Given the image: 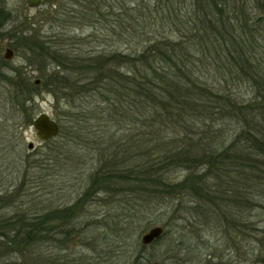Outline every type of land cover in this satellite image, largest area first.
<instances>
[{
  "label": "trees",
  "instance_id": "1",
  "mask_svg": "<svg viewBox=\"0 0 264 264\" xmlns=\"http://www.w3.org/2000/svg\"><path fill=\"white\" fill-rule=\"evenodd\" d=\"M62 1L45 0L54 9L53 19L68 1L75 9L72 18L82 22L105 21L113 15L108 30L129 52L115 48L94 54L69 53L58 44L61 37L65 39L63 34L54 39L41 34L33 16L26 14L20 20L0 0V41L9 39L15 53L24 49V58L36 61L42 75L40 84L27 83L24 71L11 66L0 53V84L6 94L0 103L9 96L16 111L26 112L37 90L44 88L64 99L69 135L95 132L91 120L106 113L112 125L129 126V148L124 150L126 141L116 142L110 165L94 172L88 191L74 205L33 215L16 211L2 217L0 246L7 253H24L56 241L57 230L64 233L61 229L72 224L87 195L125 187L145 196L136 206L130 202L131 218L142 215L140 206L146 208L144 202H152L147 199L157 195L177 198L187 192L214 208L221 221L236 225L237 213L232 208L252 205L255 192L264 195V68L258 58L257 36L264 28V14L246 17L250 6L246 0ZM255 3L254 8L264 11V0ZM222 70L223 78L250 84L253 96L249 101L239 102L213 86L211 73ZM83 94L98 97L100 102L81 107ZM99 105L105 108L98 110ZM228 121L239 124L230 145L225 135ZM188 132L201 133L188 142ZM176 169L188 174L172 183L168 173ZM9 200L1 199L0 207ZM114 224L121 234L132 228V220L114 219ZM72 230L67 228L64 234Z\"/></svg>",
  "mask_w": 264,
  "mask_h": 264
},
{
  "label": "rangeland",
  "instance_id": "2",
  "mask_svg": "<svg viewBox=\"0 0 264 264\" xmlns=\"http://www.w3.org/2000/svg\"><path fill=\"white\" fill-rule=\"evenodd\" d=\"M246 1L250 4L246 17L255 19V15L258 18L264 14L262 9L254 8L255 1L260 0ZM5 3L14 10V15H19L20 20L26 14L33 16L34 26L40 29L41 34L52 39L63 34L65 39L60 35L62 41L58 44L69 53L94 54L115 48L129 52V48L113 38L108 30L115 18L113 15L105 21L98 18L90 24L72 18L75 9L69 1L62 3L59 12H55V19L52 15L54 9L45 0L35 8L29 7L26 0H5ZM257 36L258 58L264 68L263 27ZM9 43L7 38L0 41V53L4 60L6 49H12ZM17 53L14 51L12 58L6 61L24 71L27 83L38 80L35 84H40L42 75L36 61H27L22 48ZM46 66L51 70L50 64ZM224 71L221 74L211 73L209 79L213 86L232 94L239 102L249 101L253 96L250 84L246 80L225 79L222 76ZM2 91L0 84V97H5V90ZM97 102H100L98 97L83 94L80 106H94ZM11 103L9 96L0 103V200L10 198L8 205L0 207V219L16 211L33 215L47 209L74 205L88 191L94 172L101 166L110 165L109 157L116 142L126 141L124 150L129 148L132 134L127 132L129 126L125 123L117 126L115 122L112 125L104 116L106 113L98 114L91 120L90 125L95 132H79L83 133L82 137L69 135L72 133L68 132L71 124L64 99H57L44 88L37 90L34 103L27 104L26 112L16 111ZM104 108L105 105L98 106V110ZM42 112L59 123L58 135L48 141L41 140L32 127L34 118ZM227 124L226 145H230L236 138L234 131L239 124L235 121H228ZM188 133L191 137L187 141L190 142L191 139L196 140L201 132ZM30 143L32 148H29ZM203 171L199 170L200 173ZM187 174L182 169L172 170L168 179L172 183L180 182ZM147 189L154 190L142 187V190ZM7 196L9 198H5ZM262 196L261 191L255 192L252 205L244 206L242 203L232 208L237 213L234 225L235 221L230 224L221 221L214 208L187 192L177 198L157 195V198L147 199L152 202H144L146 208L140 206L143 213L135 218L129 217L132 214L129 212L130 202L136 206L145 199L136 190L129 191V187H125L117 192L87 195L78 205L72 224L61 229L64 233L67 228L73 229L69 234H59L57 230L54 235L56 241L37 245L24 253H7L0 246V264H264V243L260 242L264 240ZM114 219L128 223L132 220L131 230L128 228L121 234L119 227H115ZM159 225L166 235L163 233L162 238L143 245L142 235Z\"/></svg>",
  "mask_w": 264,
  "mask_h": 264
},
{
  "label": "water",
  "instance_id": "3",
  "mask_svg": "<svg viewBox=\"0 0 264 264\" xmlns=\"http://www.w3.org/2000/svg\"><path fill=\"white\" fill-rule=\"evenodd\" d=\"M29 7L35 8L41 5L42 0H26ZM14 54L11 48H7L4 58L10 60ZM39 81L36 80L35 83ZM32 127L36 131V135L43 141H48L56 137L59 133V123L50 117L49 114L42 112L38 114L32 123ZM33 144H29V148H32ZM164 233V228L162 226H153L147 232H145L141 237V243L145 246L152 244L154 241L161 238ZM153 264H160L154 262ZM263 264V263H259Z\"/></svg>",
  "mask_w": 264,
  "mask_h": 264
}]
</instances>
